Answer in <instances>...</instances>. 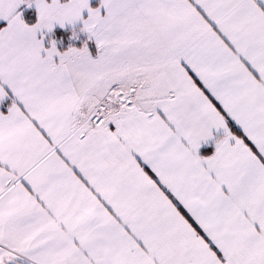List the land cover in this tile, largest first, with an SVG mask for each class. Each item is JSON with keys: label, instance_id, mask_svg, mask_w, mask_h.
<instances>
[{"label": "snow or ice", "instance_id": "snow-or-ice-1", "mask_svg": "<svg viewBox=\"0 0 264 264\" xmlns=\"http://www.w3.org/2000/svg\"><path fill=\"white\" fill-rule=\"evenodd\" d=\"M0 264H264V0H0Z\"/></svg>", "mask_w": 264, "mask_h": 264}]
</instances>
